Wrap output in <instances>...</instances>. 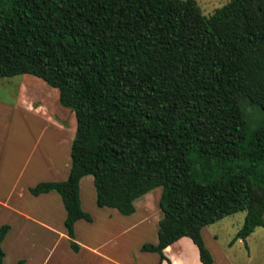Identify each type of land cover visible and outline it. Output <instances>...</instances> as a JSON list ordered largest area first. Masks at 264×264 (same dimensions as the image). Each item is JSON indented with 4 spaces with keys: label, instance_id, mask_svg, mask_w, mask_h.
Returning <instances> with one entry per match:
<instances>
[{
    "label": "trees",
    "instance_id": "1",
    "mask_svg": "<svg viewBox=\"0 0 264 264\" xmlns=\"http://www.w3.org/2000/svg\"><path fill=\"white\" fill-rule=\"evenodd\" d=\"M21 75L74 117L66 178L27 188L59 197L73 253L86 176L95 206L121 216L159 188L156 242L140 246L158 264L182 238L213 264L200 231L232 214L229 245L264 227V0L207 17L193 0H0V79Z\"/></svg>",
    "mask_w": 264,
    "mask_h": 264
},
{
    "label": "rangeland",
    "instance_id": "2",
    "mask_svg": "<svg viewBox=\"0 0 264 264\" xmlns=\"http://www.w3.org/2000/svg\"><path fill=\"white\" fill-rule=\"evenodd\" d=\"M193 1L201 14L207 17L215 9L227 3L228 0ZM19 78L20 76L0 79V84H7L8 86L0 87V99L2 101H9L10 103L14 101L15 88L20 81ZM32 80L34 81L24 82V91L28 93L26 98H30L28 102L31 107L35 103H40L37 109L40 115H36V118L43 121L42 124L46 115L53 113L61 115L59 111L64 110L61 113H64L62 117L65 118L66 124L70 125L67 126L69 132L66 133L67 138L57 139L56 149L63 146L66 148L67 156L64 153L62 157H65L63 160H66L67 157L66 165L69 166V146L74 132L73 114L68 109L59 106L55 89L48 87L37 78ZM21 127L22 130L24 126ZM50 128L48 132L36 130L33 138L29 135L28 137L27 134L23 135L20 130L22 136L18 139L19 155L13 161L5 157V161L10 164L5 166L3 164V170L0 171V174H2L0 177V199H5L8 194L11 195V192H13L12 199L16 200L13 205L23 208L22 211L36 217L38 221L47 223L55 231L54 233H42L36 230V234L32 231L27 232L25 234L26 244L30 249H23L19 244H16L18 237L17 219L0 207V226L3 224L13 226L11 232L3 241L4 264H14L17 260L23 258L27 260L28 264H40L50 253L52 255H50V259L48 257L47 264H100L99 259L89 253L86 254L85 251L81 252L80 250L73 253L65 239L55 236V234H58L57 232L63 231L62 221L64 217L59 197L55 193H49L48 196L50 197H47V195L32 197L25 190L21 200L16 198L22 185L32 187L42 181H61L65 179L68 169L59 175L57 171L65 162L62 159L56 162L55 159L50 158L48 152L46 153V150H49L52 145L51 141L46 138L50 132H53ZM68 133H71V136ZM53 156L54 153L52 152ZM8 157L12 158V155H8ZM34 161H36V169H33L32 162ZM5 167L6 171H4ZM17 177L18 179L14 181ZM159 192V188L151 190L136 200L138 201L136 204V201L134 202L135 213L130 216H121L114 210L95 206L91 177H83L79 182L80 207L83 212L90 216L91 223L80 220L75 224V242L83 245L84 249L101 247L104 254L121 263L154 264L157 255L141 252L140 246L144 243L154 244L156 242L157 221L161 218L157 207ZM108 213L114 214L115 218H119V224L113 225L112 221L108 223L105 218ZM243 217L244 212H238L201 229L202 241L205 247L212 251L214 264H264V227L255 228L246 242H244L245 239L236 240L229 245L235 233L240 229ZM55 239H57L56 242ZM35 243V247H31ZM28 251H30L29 261L23 256ZM172 253L174 255L178 254L185 264H193L194 262L192 250L184 243L174 244Z\"/></svg>",
    "mask_w": 264,
    "mask_h": 264
},
{
    "label": "crops",
    "instance_id": "3",
    "mask_svg": "<svg viewBox=\"0 0 264 264\" xmlns=\"http://www.w3.org/2000/svg\"><path fill=\"white\" fill-rule=\"evenodd\" d=\"M31 77L32 76H30V75H21L20 76V78H19L20 81L17 83L16 88H15L16 92L14 95V101L13 102L10 103L9 101H2L0 99V160H1L0 161V166H1L0 171L3 170L2 169L3 164H4V166L7 164H10L9 162L5 161V157L8 158L9 160L13 161V159L16 160V156L19 155L18 154L19 153V151H18L19 150L18 149L19 148L18 139L20 138V136H22V133H23V135L27 134V136L29 135L31 138H33V135L36 134V130H38V131L40 130V132H42V131L48 132L49 127H51L54 130L51 128H50V130L53 131L54 133L50 132L48 134V137H46V138H48L51 141L52 145L50 146L49 150H46V153L48 152L50 154L49 155L50 158L52 160L55 159L56 162H58L61 159H62V161L65 162L57 170L58 175H59V174L64 173V170L68 169L69 166L66 165L67 164V157H66V160H63V159H65V157H62L64 153L66 154V148L63 146V147H60V149H58V148L56 149L57 139L67 138L66 133L69 132V130H67V126L69 127L70 125H67L65 122V118L62 117V116H64V113H61V111H64V110L59 111V113L61 115H56L55 113L46 115L44 117V123L43 124L47 123L48 126L46 124L43 125L42 124L43 121L36 118V115H40L37 112V109L40 106V103H37V104L35 103L34 106L32 105V107H31V105L28 102L30 98H26V95H28V93H26L24 91L25 90L24 89V87H25L24 82L34 81L32 79H34L35 77L34 78L33 77L31 78ZM0 87H8V86H7V84H0ZM23 92H25V93H23ZM22 125L24 127L21 130ZM74 127H75V123H74ZM20 130L22 131V133ZM69 134L71 136V133H68V135ZM73 134H74V132H73ZM72 138H73V135H72ZM54 150H56V151H54ZM52 152L54 153L53 157H52ZM8 155L9 156L12 155V158H9ZM66 156H67V154H66ZM3 157H4V159L2 160ZM23 164H25V163H23ZM32 165H33V169H36V161L32 162ZM6 167L4 168V171L7 170ZM67 172H68V170H67ZM66 175H67V173H66ZM1 176H2V174H0V177ZM65 178H66V176H65ZM17 179H18V177L16 179H14V181ZM27 188H29L28 185H22L21 189L17 192V196H16L17 200H19V199L21 200L23 198V196L25 194V190L28 193ZM12 195H13V192H11V195L8 194L5 197V199H3V200L0 199V207L5 209L8 213H10V216H13L18 221V226H17L18 227L17 228L18 237L16 240V244H19V246L23 249H25V248L30 249V247H28V245L26 244L25 234L27 232L32 231V232H35L34 234H36V230H38L39 232H42V233L43 232L44 233H46V232H49V233L53 232L54 233L55 230L50 225H48L47 223L42 222V221H38L36 219V217L28 215L27 213L22 211V210H24L23 208L16 207L18 205H16V206L13 205L16 203V200L12 199ZM41 195H47V197H50V196H48L49 193L41 194ZM41 195H39V196H41ZM138 199H136V200H138ZM134 202H133V206H134V213H135L136 208H135ZM137 202L138 201H136L135 204ZM105 218L107 219L108 223H110L112 221L114 223L113 225H115L116 223L119 224V222H120L119 218H115L114 214H111V213L106 214ZM63 219H64V217H63ZM75 224H74V226H75ZM12 227H13L12 225L9 226V229H8L7 233L5 234V236L2 240V243H1V249L4 253L3 264H4V260H5V252L2 248L3 247V241L7 238V235L11 232ZM73 230H74V227H73ZM57 233L58 234H55V236L57 238L66 240V237L64 235V230L59 231ZM200 234H201V231H200ZM247 239H248V237L245 239L244 242H246ZM56 241H57V239H55V242ZM178 243H184L186 246H189L190 249L192 250V253H193V260H194L193 264H200L198 262V259H197V251L188 239L182 238V239L178 240L177 242H175L174 244H178ZM174 244L167 247V249L163 250V254L168 259L169 263L162 262L160 264H185L183 262V260L181 259V257L178 256V254L174 255L172 253V247ZM35 245H36V243L31 245V247H35ZM206 249L209 251V253L212 257V260H213L212 251L208 247ZM80 250H81V252L85 251L86 254L89 253L90 255H93L96 259H99L100 264H125V263H121L120 261H116L114 259H111L110 256L103 253V249L101 247L100 248L99 247L92 248V249L91 248H85L84 249L83 245H79L78 252ZM29 254H30V251H28L26 255H23L25 258L28 259V261L30 260V257H28ZM50 255H52V254L51 253L48 254L40 264H47L49 259H50ZM48 257H49V259H48ZM19 260H23V262H24L23 264H28L27 260H25L24 258L19 259ZM154 264H158V261L156 260V262ZM213 264H214V260H213Z\"/></svg>",
    "mask_w": 264,
    "mask_h": 264
}]
</instances>
